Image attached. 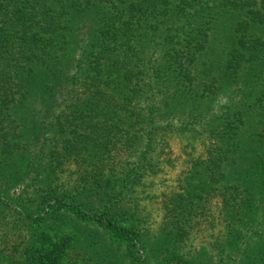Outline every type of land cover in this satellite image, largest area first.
Wrapping results in <instances>:
<instances>
[{"label": "trees", "instance_id": "trees-1", "mask_svg": "<svg viewBox=\"0 0 264 264\" xmlns=\"http://www.w3.org/2000/svg\"><path fill=\"white\" fill-rule=\"evenodd\" d=\"M211 203L224 237L190 255ZM263 234L264 0H0V264H264Z\"/></svg>", "mask_w": 264, "mask_h": 264}, {"label": "rangeland", "instance_id": "rangeland-1", "mask_svg": "<svg viewBox=\"0 0 264 264\" xmlns=\"http://www.w3.org/2000/svg\"><path fill=\"white\" fill-rule=\"evenodd\" d=\"M171 156L175 157L173 166L171 168L167 167L166 170H163L155 175L148 176L147 181L151 178L153 179V184L145 187L144 191L148 193V195H154L152 197L146 196L141 203H139V207H141L142 211V239L145 240L146 252L148 255L154 254L153 250L149 248L150 243L158 242L162 236L161 227L163 226V209L161 207V203H159V194L161 191L170 188L175 184V177L178 173L179 169H181L184 165L182 164L183 157L180 154V144L177 139H173L171 141ZM21 187H15L8 190V202L16 203L14 197L19 194ZM143 195V194H142ZM216 203H211V208L207 210V215L204 217L200 215L199 218H191L193 223V228L187 236L184 237L183 240V251L189 252L190 255H196L202 249L204 250V245L209 247L211 243L215 240L216 237L220 236V240L223 239L225 233V216L220 213ZM67 222H74V225L78 227L79 231L91 232L93 228L97 230H101L99 226H97L92 221H84L77 220L71 216L67 217ZM71 225L70 223H68ZM101 235V234H100ZM264 236V234H263ZM101 236L97 237V241L100 240ZM102 239L107 241L112 250V254L121 255L123 251H125V245L122 242H117L114 239H111L109 235L104 233L102 235ZM116 247L117 250L114 248ZM228 255H231V258L234 257V253L227 251ZM125 259V258H124ZM152 263L155 261V258L151 260Z\"/></svg>", "mask_w": 264, "mask_h": 264}]
</instances>
